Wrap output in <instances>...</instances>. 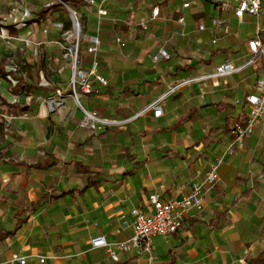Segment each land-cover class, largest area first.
Listing matches in <instances>:
<instances>
[{
  "label": "crops",
  "instance_id": "crops-1",
  "mask_svg": "<svg viewBox=\"0 0 264 264\" xmlns=\"http://www.w3.org/2000/svg\"><path fill=\"white\" fill-rule=\"evenodd\" d=\"M37 1L6 0L12 9L5 10H19V17L10 12L1 20L12 52L1 53L0 62L4 57L13 73H0V264H19L13 254L26 256V264H247L264 252V121L243 148L221 159L215 184L202 189L203 208L191 209L170 236L153 238L151 262L114 245L133 233L132 208L153 211L150 194L181 198L203 182L232 139L233 122L247 116L245 96L264 76L263 60L226 77L183 82L226 60L243 64L253 19L239 23L206 0H190L188 8L183 0H107L101 17L83 2ZM41 6L47 9L37 21ZM155 6L158 16L150 19ZM67 7L80 25V67L89 68L85 48L98 35V71L108 79L105 86L93 81L89 93L77 86L80 103L125 120L120 127L81 126L70 60L56 43H70L63 37L72 26ZM215 15L225 23L212 29ZM160 49L169 57L156 59ZM19 77L24 86L16 85ZM162 96L159 117L140 113ZM97 236L109 247H93Z\"/></svg>",
  "mask_w": 264,
  "mask_h": 264
},
{
  "label": "built area",
  "instance_id": "built-area-1",
  "mask_svg": "<svg viewBox=\"0 0 264 264\" xmlns=\"http://www.w3.org/2000/svg\"><path fill=\"white\" fill-rule=\"evenodd\" d=\"M86 5L96 8L98 16L107 15L106 1L107 0H82ZM214 5L217 12H228L239 22L243 23L246 17L253 19V31L249 38H247L246 45L248 50L247 60L235 66L231 61L226 60L219 64L212 73L203 74L195 78H190L183 83L191 82L194 80H206L209 78L226 77L235 72H238L248 66L256 65L258 59L264 62V0H210ZM183 8L190 7V0H183ZM69 10L70 19L72 22L71 44L65 46L61 41L56 43L66 50L65 57L70 60L71 64V77L69 86H71V94L73 99L82 110L83 117L81 126L95 129L98 126H117L124 125L125 120H110L103 118L95 111H89L80 103L77 86L89 93L91 92L92 82L96 81L101 85H107L108 79L101 75L98 71V35L89 37V44L86 46L85 51L90 55L89 68L84 70L80 67L79 49L81 48L80 25L75 10L67 7ZM159 9L157 6L152 8L151 18L158 16ZM28 16V10H24L23 18ZM178 22L184 25L183 16L178 17ZM210 22L212 29L220 28L224 25L225 19L219 15L211 16ZM57 27L63 28L61 22H56ZM141 27L147 28V22H142ZM199 30H204L205 26L199 24ZM46 32V28L42 29ZM69 32V31H67ZM2 36V35H1ZM216 40H213L215 43ZM168 58L169 55L164 49H160L157 58ZM171 91V90H170ZM165 95V94H164ZM163 95V96H164ZM163 96L151 103H149L140 113L151 110L154 117H159L162 114L159 101ZM53 103V100H52ZM245 103L248 106V113L244 120H236L232 124L231 134L232 139L225 146L221 157L212 163L205 174L203 182L194 184L192 191L182 196L181 198L167 197L162 198L157 192L150 194L149 201L152 206V212H146L141 208H132L131 214L133 217V233L124 241L115 243V247L122 252H130L135 250L137 254H144L148 262L153 260V238L156 236L168 237L178 230L182 221L190 212L191 209L200 211L203 208L202 203V189L204 187L211 188L216 182L217 168L221 159L227 155L232 154L236 149H241L244 146L245 139L254 131L255 125L258 122L264 121V76H257L252 91L248 92L245 96ZM59 104V102H58ZM54 105L50 104V108ZM93 247H109L104 236H97L91 240ZM110 256L117 259V254L110 251ZM12 261L19 264H26V256H19L18 254L12 255ZM39 263L45 261L44 257L38 258Z\"/></svg>",
  "mask_w": 264,
  "mask_h": 264
},
{
  "label": "rangeland",
  "instance_id": "rangeland-1",
  "mask_svg": "<svg viewBox=\"0 0 264 264\" xmlns=\"http://www.w3.org/2000/svg\"><path fill=\"white\" fill-rule=\"evenodd\" d=\"M47 2V1H46ZM16 8V7H15ZM6 8L5 7H3V8H0V18L1 19H3L2 21H4V22H8L9 20H10V17H9V13L11 12L15 17H19V15H18V13H17V11H19V10H10V11H6L5 10ZM66 9V8H65ZM7 12V13H6ZM48 12V11H47ZM65 13H67L66 11H65ZM45 14V13H44ZM35 16V14H34V12H32V15H31V17L27 20V24H29V21L31 20V18H33ZM65 17L67 18L66 20L68 21V15L67 14H65ZM235 26V28L237 29V27H238V25L236 26V25H234ZM58 28H60V27H58ZM245 28V26H242L241 28H240V30L241 29H244ZM67 31H69V32H67ZM71 31H72V26H71V28L69 29V30H64L63 31V37H66L67 38V40L70 42L68 45H70L71 44V41H72V38L73 37H71ZM4 34H6V33H4ZM0 35H1V32H0ZM80 36H81V30H80ZM3 38L4 37H2V36H0V55H1V53L6 57H8V56H10V53L12 52V50H11V45H9L7 42H4V41H2L3 40ZM81 52L82 51H80L79 52V55H81ZM9 58V57H8ZM5 60H6V65H8V66H11L13 63H14V61L11 63V61H9V60H7L6 58H5ZM35 79H36V81L37 82H39L40 81V77L39 76H36L35 77ZM44 79H45V84H47V86L48 85H50V84H52L51 82H52V77L50 76V75H47V76H44ZM70 82V78H69V81H68V83Z\"/></svg>",
  "mask_w": 264,
  "mask_h": 264
},
{
  "label": "trees",
  "instance_id": "trees-1",
  "mask_svg": "<svg viewBox=\"0 0 264 264\" xmlns=\"http://www.w3.org/2000/svg\"><path fill=\"white\" fill-rule=\"evenodd\" d=\"M17 1H21V0H17ZM62 1H64V2L67 3L68 5H73V4L78 3V2H83L82 0H62ZM206 1H210V0H206ZM83 3H84V2H83ZM29 4H30V6L34 7L36 4H38V1H37V0H29ZM55 5H61V4H60V3H57V4H55ZM4 6H8L6 0H2V5H1V7H4ZM8 9H12L11 6H8ZM46 9H47V8H46L45 6H41L40 9H39V11H37V16H36L35 20L38 21V18L41 17V15L46 11ZM1 20H2V19L0 18V31H1V29L4 27V24L1 23ZM7 27L10 29V31H12V32L15 31L14 24H13V25H8ZM80 51H81V48L79 49V52H80ZM79 57H80V55H79ZM0 73H1V75H3L5 78H6L8 75H10V74L13 73L12 70L8 71V70H6V69L4 68V57L1 59V62H0ZM17 79H18V80H17L16 85H17V86H24V85H23V81L21 80L22 78L19 77V78H17ZM70 91H71V90H70ZM247 264H264V252H262L261 254H259V255L256 256V257L250 258V259L248 260Z\"/></svg>",
  "mask_w": 264,
  "mask_h": 264
}]
</instances>
